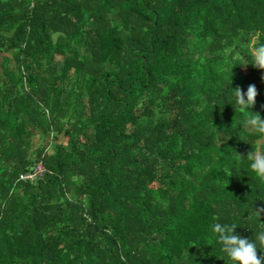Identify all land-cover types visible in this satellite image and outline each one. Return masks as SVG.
Masks as SVG:
<instances>
[{
    "label": "trees",
    "instance_id": "obj_1",
    "mask_svg": "<svg viewBox=\"0 0 264 264\" xmlns=\"http://www.w3.org/2000/svg\"><path fill=\"white\" fill-rule=\"evenodd\" d=\"M260 44L264 0H0V264H229L215 223L264 230Z\"/></svg>",
    "mask_w": 264,
    "mask_h": 264
},
{
    "label": "clouds",
    "instance_id": "obj_2",
    "mask_svg": "<svg viewBox=\"0 0 264 264\" xmlns=\"http://www.w3.org/2000/svg\"><path fill=\"white\" fill-rule=\"evenodd\" d=\"M249 55L251 62L243 66L247 67L251 64L254 68L264 71V44L250 47ZM261 79L264 80V76ZM233 90L234 104L232 105L235 110L239 108L241 111H250L258 95L255 84L248 85L246 93L240 87ZM253 114L247 122L248 127L264 139V119L259 113ZM244 157L247 158L251 172L258 180L264 181V144L252 146L251 151ZM262 214H264V207L253 208V218H261ZM237 226L221 223H215L212 226L216 242L221 245V251L227 257L229 264H264V255H257L258 250L264 252V230L253 232L254 239L250 240L236 234Z\"/></svg>",
    "mask_w": 264,
    "mask_h": 264
},
{
    "label": "built area",
    "instance_id": "obj_3",
    "mask_svg": "<svg viewBox=\"0 0 264 264\" xmlns=\"http://www.w3.org/2000/svg\"><path fill=\"white\" fill-rule=\"evenodd\" d=\"M44 169L41 166V164H38L31 172L27 173L26 175L20 176L21 180H31L35 177L41 175L43 173Z\"/></svg>",
    "mask_w": 264,
    "mask_h": 264
}]
</instances>
